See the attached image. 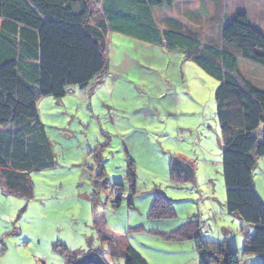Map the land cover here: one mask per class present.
I'll return each mask as SVG.
<instances>
[{
    "label": "rangeland",
    "instance_id": "1",
    "mask_svg": "<svg viewBox=\"0 0 264 264\" xmlns=\"http://www.w3.org/2000/svg\"><path fill=\"white\" fill-rule=\"evenodd\" d=\"M85 1L100 11L99 1ZM238 10L264 35V0H173L151 13L162 28L182 29L221 46L222 23ZM226 48L237 54L239 71L264 90V66ZM105 56L108 68L101 83L71 85L64 96L38 98V119L53 163L27 172L30 196L4 192L0 177V264H68L61 245L77 259L98 250L108 262L123 263L117 255L130 245L142 251L147 264H198L193 240L149 238L150 230L163 222L148 218L153 198L162 193L172 199L176 212L167 221L170 226L195 216L201 237L237 248L239 264H260L258 255L242 252L247 228L252 234L253 227L223 210L222 143L214 100L218 81L182 49L118 31L107 33ZM172 157L193 166V183L176 186L170 181ZM127 158L139 173L131 205L125 200L129 194L117 189V184H127ZM99 163L106 171L102 189L95 188L101 180ZM253 179L264 201V156L257 158ZM110 197L122 198L120 204ZM203 224L210 227L208 233ZM137 225L142 228L129 230Z\"/></svg>",
    "mask_w": 264,
    "mask_h": 264
},
{
    "label": "trees",
    "instance_id": "2",
    "mask_svg": "<svg viewBox=\"0 0 264 264\" xmlns=\"http://www.w3.org/2000/svg\"><path fill=\"white\" fill-rule=\"evenodd\" d=\"M100 11L85 0H0V177L4 192L30 196L31 169L52 165L53 159L38 119L40 96L61 97L68 87L101 83L108 68L106 35L118 31L140 39L182 49L207 74L218 81L214 90L215 115L222 143L221 170L225 187V210L250 224L242 246L243 254H255L264 264V201L254 186L257 158L264 156V90L252 84L237 67L236 49L241 57L264 66V35L250 22L244 10L233 12L221 26V46L201 42L181 29L160 27L151 9L173 0H96ZM12 126L8 127V124ZM7 126L6 128H3ZM127 184H117L129 194L136 193L134 162L127 158ZM101 163V162H100ZM99 163L95 188L107 185L106 171ZM169 179L175 185L194 182L193 166L172 157ZM127 190V191H125ZM116 205L120 197H110ZM124 199V198H123ZM173 202L156 194L148 218L173 219ZM198 218L177 228L150 233L164 239L193 240L198 264H239L237 248L200 236ZM140 229L141 225L129 227ZM61 251L68 264H111L98 250L80 258ZM121 257V254L117 255ZM123 263L147 264L132 246L125 249ZM118 264V263H117Z\"/></svg>",
    "mask_w": 264,
    "mask_h": 264
},
{
    "label": "crops",
    "instance_id": "3",
    "mask_svg": "<svg viewBox=\"0 0 264 264\" xmlns=\"http://www.w3.org/2000/svg\"><path fill=\"white\" fill-rule=\"evenodd\" d=\"M136 175H137V184H136V187H137V185H138V183H139V173H137L136 172ZM175 185V184H174ZM176 186H178V185H176ZM179 188V187H178ZM125 191H127V190H125ZM158 192H161V191H158ZM136 193H137V189H136ZM135 193V194H136ZM163 195H165L166 193H162ZM166 196V195H165ZM169 198V197H168ZM172 200V199H171ZM223 210H225V204H224V208H223ZM226 211V210H225ZM226 213H228L227 211H226ZM229 214V213H228ZM229 215H235V214H229ZM236 216V215H235ZM237 217V216H236ZM195 218H197V217H188V218H186L185 220H183V221H181L180 222V224L179 225H181L183 222H185V221H187V220H189V219H195ZM238 218V217H237ZM239 219V218H238ZM169 220H171V219H161V220H159V221H163V222H158V223H160L159 225H160V227H158V228H155V229H157V230H162V231H164V232H168V231H171V230H173V229H175V228H177L179 225H177V224H174L173 226H170L168 223L169 222H167V221H169ZM172 223V222H171ZM204 226H203V228H204V230H205V232H209V229H210V227H208L207 226V224H203ZM223 228H221L222 230H225V226H222ZM101 228H102V230H104V231H106V232H108L109 234H112V235H114V232H112L111 230H109V229H104L103 227H102V225H101ZM199 233H200V230H199ZM200 236H201V234H200ZM151 237H153L155 240H157V241H163V240H166L165 241V243H168V242H174V241H183V240H171V239H164L163 237H161L160 235H157V234H153L152 233V235L149 237V238H151ZM148 238V239H149ZM203 238V237H202ZM205 239V238H204ZM212 240V239H211ZM108 244L110 245V246H112L111 244H110V241H108ZM143 244H146V243H143ZM148 244V243H147ZM148 246L150 247V245L148 244ZM136 249V248H135ZM143 257H144V259L146 260V262H147V257L142 253V251H140V250H138V249H136ZM112 256H116V255H114V254H112ZM121 256L124 258V256H125V251L124 252H122L121 253ZM149 256V255H148ZM259 257V256H258ZM259 259V261H261V259H260V257L258 258ZM113 260L114 261H112V262H110L111 264H117L116 262H115V259L113 258ZM175 263V262H174ZM168 264H171V263H169L168 262ZM175 264H181V263H179V262H176Z\"/></svg>",
    "mask_w": 264,
    "mask_h": 264
},
{
    "label": "built area",
    "instance_id": "4",
    "mask_svg": "<svg viewBox=\"0 0 264 264\" xmlns=\"http://www.w3.org/2000/svg\"><path fill=\"white\" fill-rule=\"evenodd\" d=\"M126 194L124 193V194H122V196L124 197ZM125 197H127V196H125Z\"/></svg>",
    "mask_w": 264,
    "mask_h": 264
}]
</instances>
